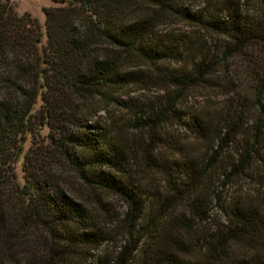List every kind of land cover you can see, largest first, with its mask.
Wrapping results in <instances>:
<instances>
[{"label": "trees", "instance_id": "1", "mask_svg": "<svg viewBox=\"0 0 264 264\" xmlns=\"http://www.w3.org/2000/svg\"><path fill=\"white\" fill-rule=\"evenodd\" d=\"M52 1L62 5L45 10L44 33L37 19L0 0V264H95L92 252L107 239L88 207L102 206L107 196L126 205L128 241L116 263L128 264L143 244L135 233L146 198L127 177L133 160L122 135L100 122V114L122 104L124 90L136 83L138 65L159 73L164 63L183 60V42L160 26L190 22L219 37L215 50L167 73L178 93L134 122L156 139L172 115L196 138L218 144L196 162L182 163L184 185H173V193L187 199L189 214L207 218L209 195L198 192V185L216 167L224 146L253 122V140L232 163L229 178L251 167L264 133V0L230 1L219 11H210L209 3L196 8L198 0ZM234 59L248 74L243 87L249 99H235L230 115L223 111L217 119L207 111L177 109L185 91L208 82ZM44 126L48 135L41 137ZM148 146L147 158L157 152ZM22 156L21 181L15 164ZM71 177L86 188L83 200L71 194ZM236 214L247 220L239 207ZM215 255L217 264L223 256ZM156 262L182 264L173 251L162 252Z\"/></svg>", "mask_w": 264, "mask_h": 264}, {"label": "rangeland", "instance_id": "2", "mask_svg": "<svg viewBox=\"0 0 264 264\" xmlns=\"http://www.w3.org/2000/svg\"><path fill=\"white\" fill-rule=\"evenodd\" d=\"M13 4L16 11L30 14L42 25L45 33V10L60 6L52 0H3ZM230 1L244 3L245 0H198L195 7L202 8L209 3L211 10L219 11L222 3ZM192 3H195L192 1ZM212 13V12H210ZM159 30L171 32L183 42L184 50L181 62H166L159 73L145 66L134 68L136 83L127 87L121 97L122 104L102 112L99 120L113 124L122 135L129 148L132 165L127 177L139 186L146 198V209L139 222L136 235L143 236V244L128 264H157L156 257L173 251L182 264H215V252L223 256L217 264L264 263V133L254 146L252 165L243 173L227 178L232 163L240 158L246 145L253 140V122L245 123L241 135L224 146V151L216 167L211 169L198 192L209 195L205 211L208 217L195 218L187 211V199L184 195L173 193V185L182 187L186 180L184 169L179 167L191 159L210 154L217 143L213 139L196 138L193 130L170 115L157 138H150L148 131L138 129L134 122L145 119L150 113L164 106L170 95L178 91L170 87L167 73H175L188 66L191 59L209 54L220 44L219 37L199 28L190 22H176L160 26ZM46 35L43 37V44ZM222 66L217 75L208 82L185 91L177 109L183 112L207 111L208 116L219 118L220 113L230 115L234 100L237 103L249 99L244 86L247 82L242 66L237 60ZM165 75V76H164ZM246 80V81H245ZM248 83V82H247ZM235 90V92L233 91ZM217 117V118H216ZM48 127H41V137L48 135ZM154 142L152 143V141ZM30 137L25 143V151L30 146ZM156 151L149 158L151 148ZM150 148V149H149ZM149 150V152H146ZM150 155V153H149ZM150 159H153L150 161ZM23 156L15 164L16 172L22 181L21 163ZM189 164V161H187ZM156 164H161L156 168ZM71 194L83 200L86 193L84 185L71 177ZM169 181L172 183H169ZM73 184V185H72ZM239 210L245 215L236 214ZM92 218L101 225L107 240L100 249L92 252L95 264H117L116 260L128 236L123 225L126 212L125 202L119 197L107 196L103 205H89ZM157 239V242L154 241ZM213 255V256H212Z\"/></svg>", "mask_w": 264, "mask_h": 264}]
</instances>
